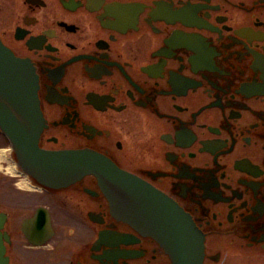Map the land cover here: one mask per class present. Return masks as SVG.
Returning <instances> with one entry per match:
<instances>
[{"label": "flooded vegetation", "instance_id": "flooded-vegetation-1", "mask_svg": "<svg viewBox=\"0 0 264 264\" xmlns=\"http://www.w3.org/2000/svg\"><path fill=\"white\" fill-rule=\"evenodd\" d=\"M0 43L36 82V148L91 153L143 186L94 173L44 184L0 128V208L29 209L25 239L38 208L50 226L31 250L172 264L131 194L149 190L186 214L202 264H264V0H0ZM0 212L5 264H53L19 260Z\"/></svg>", "mask_w": 264, "mask_h": 264}, {"label": "water", "instance_id": "water-1", "mask_svg": "<svg viewBox=\"0 0 264 264\" xmlns=\"http://www.w3.org/2000/svg\"><path fill=\"white\" fill-rule=\"evenodd\" d=\"M19 66L14 56L0 43V127L11 143H26L23 150L25 159L33 167V175L40 182L56 186L63 183L64 177L79 176L75 173H94L106 184L116 177L123 184L143 187L139 182L114 172L115 169L107 160L91 153L38 150L34 145L41 130L36 82L33 78L23 79L17 72ZM15 110L29 113L31 120L35 117V124L29 128L17 126L14 120ZM131 194L137 199L138 208L147 216H152L148 220L151 226V232L148 233L166 250L172 264H202V251L188 250L198 249L200 242L194 235L192 224L180 208L156 192L141 190ZM4 222L5 214L0 212V262L5 264V260H1V254L5 250L3 236L7 239L6 233H2ZM21 231L30 243L42 245L51 236L46 213L38 208L32 217L23 220Z\"/></svg>", "mask_w": 264, "mask_h": 264}, {"label": "rangeland", "instance_id": "rangeland-1", "mask_svg": "<svg viewBox=\"0 0 264 264\" xmlns=\"http://www.w3.org/2000/svg\"><path fill=\"white\" fill-rule=\"evenodd\" d=\"M1 209L8 211L13 216V222L16 226L14 233H13V236H14L15 243L17 242L18 248L21 250V251H17L19 254L18 255L19 260L23 259V257H24L22 255L23 253H29L30 252V253L34 254L33 258L36 262H38V260H40V262H43V257H45V256H47L49 258L50 262L53 264H55V263L60 264L62 262V257L58 251H50L49 252V251H42V250H36V251L31 250L26 239L20 233V231H19L20 222H21L22 218L29 213V209H26L25 207L24 208H17V207L0 208V210ZM22 251H25V252H22Z\"/></svg>", "mask_w": 264, "mask_h": 264}]
</instances>
